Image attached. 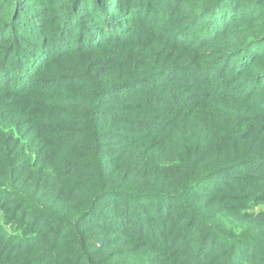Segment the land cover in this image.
<instances>
[{
    "label": "trees",
    "instance_id": "trees-1",
    "mask_svg": "<svg viewBox=\"0 0 264 264\" xmlns=\"http://www.w3.org/2000/svg\"><path fill=\"white\" fill-rule=\"evenodd\" d=\"M0 264H264V0H0Z\"/></svg>",
    "mask_w": 264,
    "mask_h": 264
}]
</instances>
